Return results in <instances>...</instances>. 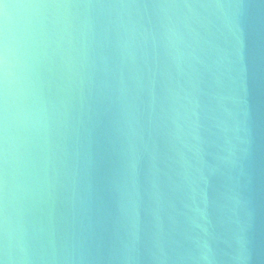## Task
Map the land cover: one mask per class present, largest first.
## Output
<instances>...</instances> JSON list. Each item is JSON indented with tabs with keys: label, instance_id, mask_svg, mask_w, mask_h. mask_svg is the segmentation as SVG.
Here are the masks:
<instances>
[{
	"label": "water",
	"instance_id": "obj_1",
	"mask_svg": "<svg viewBox=\"0 0 264 264\" xmlns=\"http://www.w3.org/2000/svg\"><path fill=\"white\" fill-rule=\"evenodd\" d=\"M180 105L233 264H264V0H0V264H153L117 222L120 131Z\"/></svg>",
	"mask_w": 264,
	"mask_h": 264
},
{
	"label": "clouds",
	"instance_id": "obj_2",
	"mask_svg": "<svg viewBox=\"0 0 264 264\" xmlns=\"http://www.w3.org/2000/svg\"><path fill=\"white\" fill-rule=\"evenodd\" d=\"M119 145L114 185L123 237L135 245L146 238L153 264H233L239 241L229 243L227 207L209 179L210 145L187 107L127 122ZM121 259L141 257L125 243Z\"/></svg>",
	"mask_w": 264,
	"mask_h": 264
}]
</instances>
